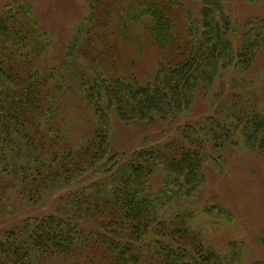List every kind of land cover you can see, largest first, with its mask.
Wrapping results in <instances>:
<instances>
[{
	"label": "trees",
	"instance_id": "16d2710c",
	"mask_svg": "<svg viewBox=\"0 0 264 264\" xmlns=\"http://www.w3.org/2000/svg\"><path fill=\"white\" fill-rule=\"evenodd\" d=\"M86 1L88 15L58 66L45 57L53 38L30 5L0 17V216L12 212L16 192L36 205L65 190L54 212L26 211L0 229V264H238V242L216 252L191 226L189 202L206 183L208 157L196 131L177 127L169 143L119 154L109 121L113 113L125 123L177 117L223 71L252 67L261 32L248 29L235 48L225 0H193L198 17L182 0ZM156 51L157 71L137 77L138 59ZM70 89L90 107L75 145L66 141L61 97ZM226 116L205 122L226 129L216 140L238 131L264 153L263 112L242 105ZM160 169L162 185L153 189Z\"/></svg>",
	"mask_w": 264,
	"mask_h": 264
},
{
	"label": "rangeland",
	"instance_id": "374dc122",
	"mask_svg": "<svg viewBox=\"0 0 264 264\" xmlns=\"http://www.w3.org/2000/svg\"><path fill=\"white\" fill-rule=\"evenodd\" d=\"M225 1L233 25L229 38L235 48L241 46L248 29H253L254 33H250L252 36L261 32L258 35L263 42L252 67L248 70L231 68L223 71L210 92L198 89L191 106L169 121L157 118L152 123L141 120L125 123L113 113L109 121V144L112 153H130L159 143H169L177 127L195 130L191 136L204 140L203 150L208 157L206 183L189 202L197 212L191 226L202 233L205 245L214 251L223 253L229 243L238 242L242 249L238 264H257L264 262V153L247 144L245 136L238 131H226L227 137L216 140L215 133L226 129L210 127L205 122L216 117L226 119L229 109L234 110L242 105L264 114V0ZM23 2L31 6L38 25L51 34L53 43L45 57L51 66H58L88 15L87 1L0 0V17L9 9L14 15L18 14ZM182 2L194 16H199L200 7L195 1ZM146 20L147 16L140 19L141 22ZM160 61L159 51H156V55H143L137 61L138 70H134L136 76L143 79L153 75ZM107 70L113 72L119 71V68L109 66ZM61 97L66 104V141L75 145L84 132V116L90 107L85 106L81 96L71 89ZM180 134L184 133L181 131ZM163 177L164 172L158 170L151 181L153 189L162 185ZM8 192L7 189L5 193ZM52 193L36 205L25 203L17 192L12 194V212L0 216V229L16 226L22 219L19 215L26 211L25 215L31 216L54 212L58 197L65 190ZM183 203L179 201L177 207ZM1 204H6L5 197Z\"/></svg>",
	"mask_w": 264,
	"mask_h": 264
}]
</instances>
